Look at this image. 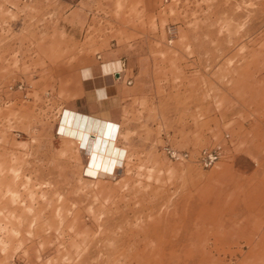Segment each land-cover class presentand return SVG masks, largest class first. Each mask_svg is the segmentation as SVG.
<instances>
[{
	"label": "rangeland",
	"instance_id": "rangeland-1",
	"mask_svg": "<svg viewBox=\"0 0 264 264\" xmlns=\"http://www.w3.org/2000/svg\"><path fill=\"white\" fill-rule=\"evenodd\" d=\"M99 54L121 58L132 80L103 105L83 92L80 73ZM104 107L128 156L95 191L85 187L84 151H60L58 123L62 109ZM164 145L190 158L173 160ZM217 145L213 165L195 161ZM263 170L264 0H0V264H136L91 239L93 215L111 210L123 180L147 184L146 202L175 203ZM151 245L144 261L166 264L168 244ZM249 248L239 242L223 261H248Z\"/></svg>",
	"mask_w": 264,
	"mask_h": 264
},
{
	"label": "bare ground",
	"instance_id": "bare-ground-1",
	"mask_svg": "<svg viewBox=\"0 0 264 264\" xmlns=\"http://www.w3.org/2000/svg\"><path fill=\"white\" fill-rule=\"evenodd\" d=\"M121 69V62H105L90 66L84 77L94 86L98 99L106 98L117 92L113 75L117 77ZM59 120L58 134L63 138L60 151L70 157L84 151L86 162L81 172L88 177L85 187L99 191L100 179L114 178L119 164L127 162V149L119 144L120 125L112 120L109 110L85 113L65 108ZM147 186L140 180L135 185L123 180L117 199L105 207L111 210L93 215L97 226L91 239L105 237L109 241L105 243L107 252L137 255L136 264H147L144 256L156 252L151 245L154 241L168 244L166 264H227L225 256H233L232 247L244 242L254 257L239 263L264 264V175L226 176L215 190L185 194L175 203L170 196L162 202H146L152 194ZM116 218L124 219L127 225L118 230ZM75 252H88V246L84 243ZM257 256L260 259L255 260Z\"/></svg>",
	"mask_w": 264,
	"mask_h": 264
},
{
	"label": "built area",
	"instance_id": "built-area-1",
	"mask_svg": "<svg viewBox=\"0 0 264 264\" xmlns=\"http://www.w3.org/2000/svg\"><path fill=\"white\" fill-rule=\"evenodd\" d=\"M168 32L170 34V39L169 42L172 41V36L174 35V28L169 27L168 28ZM99 57V55H97ZM122 64V69L120 72H117L116 75L117 77L114 75V77L117 80H122V72H123V67H124V62L121 63ZM132 80L129 78L127 80H124V83L126 84H131ZM163 151L165 152V154L173 159V160H183V159H188L190 158V153L187 150H179L176 149L170 145H164L163 146ZM221 156V146L217 145L211 148H203L201 149L197 155L195 156V161L200 164L203 167H209L211 165H213L215 162H217L219 160ZM12 264H20L19 262H13Z\"/></svg>",
	"mask_w": 264,
	"mask_h": 264
},
{
	"label": "crops",
	"instance_id": "crops-1",
	"mask_svg": "<svg viewBox=\"0 0 264 264\" xmlns=\"http://www.w3.org/2000/svg\"><path fill=\"white\" fill-rule=\"evenodd\" d=\"M96 58H97V62L94 63V64H91V65H88V66H92V65H101V64H103V63H105V62H108V61H110V60H113V59H118V60H119V61H118L119 65H120V62L122 63L121 58L107 59V58H103L100 54H99V57L96 56ZM80 73H81V80H82V88H83V92L86 93V94H88V95H91V97L94 98L95 101L98 102V104H102V105H103L104 102H105L106 100L118 98V97L122 96L123 93H124V89H125V85H124V84H125V83L123 84V82H124L123 78H122V80H117V79L114 77V75H113V80L117 83V86H116V90H117V92H116V93H111V94L108 95V97H106V98L98 99V97H97V93H96V90H95L94 86H93L89 81H87V80L85 79V77L83 76V73H82V69H81ZM112 73H113V72H112ZM122 76H124V74H122ZM124 77H125V76H124ZM119 85H120V86H119ZM118 93H119V94H118ZM104 110H108V109H107L106 107H104V108L100 109L97 113H99L100 111H104ZM110 114H111V117H112V113H111V111H110ZM112 118H113V117H112ZM113 119H114V118H113Z\"/></svg>",
	"mask_w": 264,
	"mask_h": 264
}]
</instances>
